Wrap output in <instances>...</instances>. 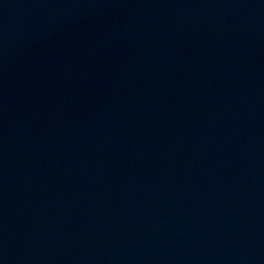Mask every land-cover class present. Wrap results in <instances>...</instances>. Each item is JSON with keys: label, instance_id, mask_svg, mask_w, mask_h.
<instances>
[{"label": "water", "instance_id": "water-1", "mask_svg": "<svg viewBox=\"0 0 264 264\" xmlns=\"http://www.w3.org/2000/svg\"><path fill=\"white\" fill-rule=\"evenodd\" d=\"M143 161L77 264H264V0Z\"/></svg>", "mask_w": 264, "mask_h": 264}]
</instances>
